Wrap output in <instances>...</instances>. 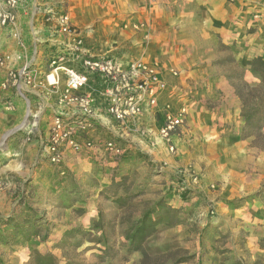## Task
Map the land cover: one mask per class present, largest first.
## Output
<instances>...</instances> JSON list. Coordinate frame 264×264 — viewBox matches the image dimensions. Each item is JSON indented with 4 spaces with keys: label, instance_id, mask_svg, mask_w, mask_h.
Wrapping results in <instances>:
<instances>
[{
    "label": "rangeland",
    "instance_id": "obj_1",
    "mask_svg": "<svg viewBox=\"0 0 264 264\" xmlns=\"http://www.w3.org/2000/svg\"><path fill=\"white\" fill-rule=\"evenodd\" d=\"M71 1L62 4L68 8ZM77 1L89 3L91 8L93 25L80 31L93 49L162 69L169 80L160 98L165 97L163 108L166 103L175 108L186 105L189 117L198 106L210 110L214 101L204 99L209 78H226L239 102L232 85L239 79L231 82L229 78L243 71L251 86L259 83L245 58L222 44L213 31H201L194 22L182 26L169 10H161L166 0ZM237 1L250 21L249 29L264 22V0ZM103 14L109 19L106 23ZM243 127L242 138L256 151L251 150L249 156H264V149L253 143L251 132L243 135ZM203 129L196 130V135L204 134ZM22 130L0 139V264H34V250L53 254L56 264H264V238L259 240L249 223L253 206L264 203V189L246 191L250 194L216 191L218 183L204 185V167L191 162L170 170L169 162H152V154L129 148L127 141L112 131L107 132L108 139L123 147L122 155L106 150L108 154L104 151L105 157L97 159L96 146L105 148L99 139L93 149L72 152L76 161L71 164L66 157L63 174L45 158L41 164L39 158L37 162L30 158L35 148ZM179 142L176 153H169L177 161ZM93 152L96 154L91 156ZM129 153L139 162L124 171L121 163ZM125 194L131 198L121 207L117 197ZM173 205L176 208H171ZM147 210H154L158 228L143 250L129 253L125 234ZM32 219L39 235L28 241L26 236L34 232Z\"/></svg>",
    "mask_w": 264,
    "mask_h": 264
},
{
    "label": "crops",
    "instance_id": "obj_2",
    "mask_svg": "<svg viewBox=\"0 0 264 264\" xmlns=\"http://www.w3.org/2000/svg\"><path fill=\"white\" fill-rule=\"evenodd\" d=\"M63 1L65 0H25L16 24L5 26L0 23V56H9L6 63L0 65V139L8 133H18L19 127L27 121L28 126L22 131L25 132L27 140L33 141L32 146L35 149H32L33 155L30 158H35V162L39 158L40 164L44 160L39 153L48 138L58 100L64 89L63 84L56 89L47 83L45 79L47 63L48 60L65 52L66 48L58 26L54 23H44L42 15L36 11L40 5L42 8L49 5L58 11H68L72 23L79 29H87L93 25L89 3L82 2L85 7L77 0H73L68 2L69 6L66 8L62 4ZM79 4L80 10L77 7ZM162 9L165 13L169 10L176 22L182 21V24L180 23L182 26L194 22L201 31H213L222 44L233 48L238 57L245 58V61L256 57L264 58V22H260L257 28L249 29L250 21L243 15V6L241 7V2L237 0L235 3L229 0H166ZM132 11L135 12V9ZM80 12L84 13L81 17L77 15ZM261 13V17L264 18V11ZM101 16L105 23L109 21L104 18V14ZM83 42L92 53H104L93 49L84 38ZM24 66L36 70L34 85L23 83L20 88H16L6 81L10 70L21 69ZM206 83L208 86L204 99L213 100L214 102H210L213 107L209 110L198 106L191 112L181 142L178 143L179 161L169 154L167 147L158 138V131L163 124L161 112L165 97L159 101V107L151 109L141 117L142 127L153 131V134L148 136H143L134 129L119 128L105 113L104 101L99 98L97 110L104 128H100L102 130L96 133L98 135L95 137L96 140L100 139L101 143H105L109 138L108 131L120 137L125 135L124 139L129 148L146 150L152 154V162L157 160L169 162L170 170L191 162L204 167L207 176H204L203 183L205 186L209 183H218L219 189L216 191H245V194L261 191L264 189V156H249L251 150L256 151L254 147L250 148L248 141L241 136L244 121L240 102L234 90L223 77L209 78ZM190 122L193 123L191 127ZM201 127L204 128V134L198 136L196 130ZM190 146L191 150L188 149ZM96 148V153L100 155L96 158L105 157L104 146L100 144ZM71 153L66 152L69 164L76 161ZM96 153L93 152L91 156ZM135 159L130 153L124 157L121 163L124 171H129L134 162H139ZM109 163L114 165L113 162ZM42 169L43 167L39 170ZM256 206L258 207L253 206L250 215L252 221L249 223L255 229V236L261 240L264 238V203H258ZM173 208L176 207L173 205ZM256 230L259 231L258 234Z\"/></svg>",
    "mask_w": 264,
    "mask_h": 264
},
{
    "label": "built area",
    "instance_id": "obj_3",
    "mask_svg": "<svg viewBox=\"0 0 264 264\" xmlns=\"http://www.w3.org/2000/svg\"><path fill=\"white\" fill-rule=\"evenodd\" d=\"M24 1L0 0V23L5 26L16 24ZM36 12L42 15L44 23L58 26L66 48L65 52L47 63V83L54 88L63 84L64 89L43 145L42 158L58 166L64 174L67 151L82 153L96 146L95 133L102 125L97 110L99 98L104 101L105 113L119 128L134 129L143 136L152 135V130L142 127L141 117L159 106L160 97L169 87V80L162 69L141 60L125 62L109 54L92 53L84 45L82 32L72 23L68 11H58L49 5L42 8L40 5ZM253 17L259 16L254 14ZM8 58L0 56V65H4ZM171 74L177 75V72ZM36 77V70L24 66L10 70L6 81L20 88L23 83L34 85ZM161 114L163 124L158 138L169 153L174 154L177 141L186 130L189 110L186 105L175 108L166 103ZM27 126L25 121L19 129ZM105 148L113 155L124 153L115 139L105 141Z\"/></svg>",
    "mask_w": 264,
    "mask_h": 264
},
{
    "label": "trees",
    "instance_id": "obj_4",
    "mask_svg": "<svg viewBox=\"0 0 264 264\" xmlns=\"http://www.w3.org/2000/svg\"><path fill=\"white\" fill-rule=\"evenodd\" d=\"M246 63L251 72L259 79V83L256 86H251V84L244 80L243 71L236 73L235 78H229V81L232 82L239 79V82H232V85L241 102V116L245 122L243 135H245V132H251L250 135H253L255 138L253 142L255 146L264 149V132L262 131V127L264 126V58L256 57L247 59ZM127 191L128 189H125V192ZM130 198L131 195L129 194L119 195L117 197V202L123 207L128 204ZM153 213L154 210L143 212L125 234L128 240L129 253L143 250L145 241L156 232L158 227ZM30 223L33 224L34 232L26 236L28 241H30L33 236L39 235V229L36 227L37 225L34 223L33 219ZM14 228H16V226ZM32 260L34 264H56V257L53 254L41 253L37 250L33 251ZM233 264L242 263L237 261Z\"/></svg>",
    "mask_w": 264,
    "mask_h": 264
}]
</instances>
